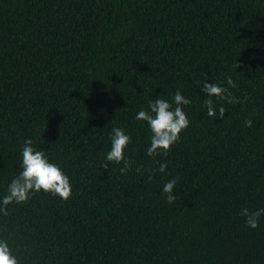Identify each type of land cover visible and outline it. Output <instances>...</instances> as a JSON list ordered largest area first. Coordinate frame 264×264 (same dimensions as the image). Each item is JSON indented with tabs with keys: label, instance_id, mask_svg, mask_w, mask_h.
I'll use <instances>...</instances> for the list:
<instances>
[{
	"label": "trees",
	"instance_id": "16d2710c",
	"mask_svg": "<svg viewBox=\"0 0 264 264\" xmlns=\"http://www.w3.org/2000/svg\"><path fill=\"white\" fill-rule=\"evenodd\" d=\"M206 80L239 100L212 98L223 119L206 114ZM177 90L189 127L150 157L136 114L175 107ZM116 127L125 174L105 161ZM29 138L72 198L41 191L0 213L19 264H264V215L256 229L241 215L264 208V0H0V198Z\"/></svg>",
	"mask_w": 264,
	"mask_h": 264
},
{
	"label": "clouds",
	"instance_id": "9594fccd",
	"mask_svg": "<svg viewBox=\"0 0 264 264\" xmlns=\"http://www.w3.org/2000/svg\"><path fill=\"white\" fill-rule=\"evenodd\" d=\"M227 84L235 88L236 84L231 77H228ZM206 94L204 105L206 114L209 117L223 119L226 109L223 104H220L218 113L216 101H223L228 104L238 103V98L233 97L228 87H222L217 83H208L207 80L203 83L200 89ZM173 104L165 99H156L150 102L148 111L140 110L136 114V119L146 122L152 133L150 147L147 149V154L150 157H156L171 150L172 146L180 139V134L185 131L190 124V121L183 111L184 105L191 104V101L181 94L179 90L173 97ZM246 127L252 126L251 119L245 121ZM31 138L24 141L22 148V171L12 179L8 185L7 194L0 198V213L7 215V208L10 204H26L33 193L41 191L50 193L53 196H58L64 201L72 198V185L68 176L62 171L60 166L49 161L46 153L42 150H37L33 147ZM131 143V138L121 128H113L111 134V150L106 154L105 161L111 164H123L120 168L121 174H125L131 169V161L125 159V150ZM104 161V162H105ZM103 162V163H104ZM102 163V164H103ZM107 167V164H104ZM167 164L161 163L159 171L166 172ZM137 174L142 173V166L137 167ZM152 177L150 176L149 179ZM179 178H173L167 181L163 186V192L166 194V199L169 204L175 203L177 199V184ZM241 215L245 218V223L248 227L256 229L259 226V219L264 215V208L256 211H250L248 208L241 210ZM0 264H19L18 258L13 254L9 243L6 240L0 239Z\"/></svg>",
	"mask_w": 264,
	"mask_h": 264
}]
</instances>
